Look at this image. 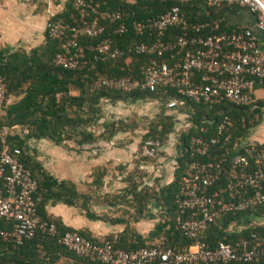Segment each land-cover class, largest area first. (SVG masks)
Returning <instances> with one entry per match:
<instances>
[{
  "label": "built area",
  "instance_id": "built-area-1",
  "mask_svg": "<svg viewBox=\"0 0 264 264\" xmlns=\"http://www.w3.org/2000/svg\"><path fill=\"white\" fill-rule=\"evenodd\" d=\"M159 1H172L177 5L158 18L134 24L137 33L145 36L144 40L131 45V51L152 56L142 67V77L101 78L95 88L108 87L124 93L174 88L183 98L169 102V109L175 113L179 112L177 107L185 104L184 99L208 106L210 111H216V107L223 103L236 107L257 103L252 92L264 84V51L253 30L225 32L219 31L218 23H191L181 12V5L201 3L209 7H244L257 14L255 29L264 31V0ZM74 6L78 22H48L46 25L48 35L62 42V52L54 59L57 66L77 70L88 67L90 57L100 60L126 55L128 50L104 38L106 26L97 11L98 0H74ZM104 16L114 23L123 19V14L118 11ZM174 27H180L183 34L173 36L171 29ZM126 31L123 23L116 29L117 34ZM88 39H97L99 43L81 44ZM177 51L181 52L179 57L173 55ZM6 94V82L0 75V110L7 100ZM185 117L188 121L185 127L190 128L189 116ZM239 121L233 115L224 114L219 117L215 131L202 127V133L192 136L189 141L175 196L174 220L167 229L173 227L182 233L193 241L191 246L183 250L169 247L168 237L163 234L148 247L127 251L110 243L95 244L76 231L63 233L59 237L60 243L77 256L92 257L102 264H264V234L252 232L246 237L219 240L215 244L204 239L205 232L222 216L249 213V222L240 219L230 226L240 228L230 232L241 233L257 217L253 212L264 207V143L233 136L232 131ZM241 123L245 126V119ZM10 131L4 127L0 133L3 145L0 154V219L15 222L14 230L4 236L21 245L32 239L39 228L55 235L57 227L42 223L37 210L38 183L20 160L21 149L9 145ZM160 147L159 140L148 139L142 145V155L155 158Z\"/></svg>",
  "mask_w": 264,
  "mask_h": 264
},
{
  "label": "trees",
  "instance_id": "trees-1",
  "mask_svg": "<svg viewBox=\"0 0 264 264\" xmlns=\"http://www.w3.org/2000/svg\"><path fill=\"white\" fill-rule=\"evenodd\" d=\"M98 13L101 22L106 26L104 38L113 41L115 46L128 50L126 55L117 59L93 60L91 64L83 69L68 70L57 66L54 62L56 55L62 52V42L45 34V42L31 50H10L0 45V75L4 78L7 86L6 102L0 110V133L4 127L11 131L8 135L9 145L21 149L20 160L31 171L32 176L38 183L36 200L37 210L42 223L55 224L57 233L50 234L47 230L39 228L32 239L25 240L21 245H16L11 237H5V233L14 230L15 222L0 219V264H102L92 257H79L71 250L64 247L59 237L67 231H76L80 235L90 239L98 245L112 244L115 248L127 251L148 247L152 241L165 234L168 237V246L178 250L188 248L193 241L188 240L182 233L173 227L175 214V196L179 190L184 157L188 154L189 141L192 136L202 133L204 127L208 131H215L219 117L224 114L233 115L239 119V123L232 131L233 136H248L252 119L259 113L260 105L255 103L248 107H236L223 103L216 107V111H210L208 106L197 105L191 100H185L184 105L177 107L181 113H186L192 123L182 133H176L175 127L180 121L179 113H165L159 121L143 137L146 140H159L161 147L158 149L157 157L164 156V142L176 139L175 171L174 180L167 185H160L154 190L148 185L139 189V185L133 183L125 189V197L132 196V200L139 203L133 217L135 222L142 219L154 218L151 213L150 204L166 212L165 219L159 222L149 233L150 242L142 235L123 231L117 237L108 236L100 240L92 232L76 230L64 224L63 220L53 217L48 212V207L64 205L68 208H77L89 221H101L111 225H124L122 218L108 219L94 213L90 209L91 195L82 193L77 184L71 180H59L43 164L37 160L34 151L29 146V141L47 140L57 146L68 147L70 143L74 146L71 150L80 152L85 147H94L101 142L111 143L119 133H124L129 128L125 119L108 118L104 111V104L113 105L119 102H138L148 98L165 101L167 106L170 101L181 99L177 89L161 87L155 92L134 91L124 93L108 87L95 88V83L106 77L132 76L142 77V67L152 58L150 55H138L131 51L133 43L144 40L145 35L137 33L134 29L136 22L145 21L150 18H158L170 11L177 3L159 0H98ZM236 7L234 5H222L209 7L205 4L196 3L181 5V12L191 23L210 22L219 24V31L233 32L225 29L221 23L220 8ZM222 10V11H223ZM118 11L123 14V19L114 23L104 15L108 12ZM48 22L70 23L78 22L77 10L74 0H68L64 9L60 12L50 14ZM125 24L127 31L117 34L116 29L120 24ZM240 31V30H238ZM145 33V32H143ZM173 36L183 34L180 27L171 29ZM98 44L97 39L83 40L81 44ZM92 56V53H90ZM181 52L173 55L179 57ZM183 54V53H182ZM164 59H168L165 57ZM12 96L15 100L11 99ZM183 99V98H182ZM245 119V126L241 120ZM214 121L211 123V121ZM17 127V128H14ZM28 131V133H25ZM176 133V134H175ZM0 139V154L2 151ZM142 155V147H141ZM147 162L155 158L144 157ZM100 168L92 174L93 185L104 186L103 176ZM254 216L262 217L264 207L253 212ZM251 214L222 216L204 234L207 242L215 244L219 240L233 241L237 237H246L252 232L264 234V225L256 223L249 224L239 234L229 231L231 224L240 219H250ZM249 222V221H248ZM117 238V239H116ZM230 264H263L257 263H230Z\"/></svg>",
  "mask_w": 264,
  "mask_h": 264
},
{
  "label": "rangeland",
  "instance_id": "rangeland-1",
  "mask_svg": "<svg viewBox=\"0 0 264 264\" xmlns=\"http://www.w3.org/2000/svg\"><path fill=\"white\" fill-rule=\"evenodd\" d=\"M41 1V0H32ZM41 3H44L43 1ZM30 4V2L28 3ZM45 4V3H44ZM47 8V4H45ZM42 37L40 35H33L28 43L41 44ZM45 42V37L43 39ZM42 42V43H43ZM28 44L26 47H30ZM1 45V44H0ZM38 45V46H39ZM2 46V45H1ZM12 100L15 97L12 96ZM104 111L108 118L125 119V122L129 125V128L124 133H119L110 144L101 142L95 145L89 152L93 151L97 154H103L108 150L107 147L116 151V158L106 161H94L91 168V172L87 175L84 174L83 169L74 172L72 168L90 167L91 164L79 163L76 160L70 167V178L78 185L79 190L82 193L91 195L90 209L92 212L100 215L103 218L117 219L122 218L126 222L124 225H111L105 222L89 221L82 215L81 211L77 208H69V216L72 222L79 221L84 225H90L100 240H104L108 236L117 237L127 231L142 235L146 238L147 242L151 240L148 238L149 233L155 228V226L165 219L163 210L154 208L150 204L151 213L155 215L154 218L142 219L139 222H135L133 217L135 216V210L139 206V203L132 200V196L125 197V189L131 186L133 183L139 185V189L148 185L154 190H158L160 185H167L174 180V161L173 154L176 147V135H173L171 139H166L164 142V156L156 157L150 161H143L141 155V147L143 145V137L152 129V127L159 121V118L165 113L170 112L168 110L167 103L160 99L148 98L142 102H119L115 105L111 103L104 104ZM184 121H178L175 127L176 133H182L186 129ZM175 133V134H176ZM51 143V142H50ZM53 144V143H52ZM54 145V144H53ZM74 144L70 143L68 147L61 146L63 151H71L70 148ZM55 148V146H51ZM93 153V152H92ZM93 154H90V157ZM77 159V158H76ZM83 156L80 157V160ZM100 162V164H99ZM100 168L101 173H105L103 176L104 186L98 187L93 185L92 174L96 169ZM73 175V176H72ZM84 175L86 177H84ZM250 219L244 220V222ZM263 219L259 222L262 223ZM264 224V223H263ZM239 227H230V230L237 229ZM240 228L238 229V231ZM116 238V239H117Z\"/></svg>",
  "mask_w": 264,
  "mask_h": 264
},
{
  "label": "crops",
  "instance_id": "crops-1",
  "mask_svg": "<svg viewBox=\"0 0 264 264\" xmlns=\"http://www.w3.org/2000/svg\"><path fill=\"white\" fill-rule=\"evenodd\" d=\"M42 1L47 4V8H45L44 3H41ZM67 1L68 0H41L35 2L32 0H0V44L4 48L12 51L17 49L31 50L38 47V43H28L31 36L35 34L40 35L42 37V44L50 14L62 11ZM29 2L30 4H28ZM222 10L223 8H220L219 11L222 13L221 18L218 20L223 23L226 30L235 32L238 30L252 29L258 44L264 51V31L255 29L257 21L256 13L249 11L247 8L238 6ZM28 44H31V46L26 47ZM252 96L257 103H259L260 108L257 116L252 119L247 137L259 143H264V84L257 86L253 90ZM170 111L175 113L173 110ZM178 113L180 116L179 120L186 123L185 116L187 114L181 112ZM29 146L34 151L37 160L59 180L71 179L68 174H71L69 173L70 167L76 160H78L79 163L91 164L90 167L77 166L76 168H72L74 172L80 171L82 168L84 174L87 175L91 172L92 165L94 163L98 164L94 161H106L108 159L111 160L116 158V151H113L111 147H107L108 150L99 155V153L97 154L94 150L89 152L88 150L92 149V147L89 146L85 147L84 150H81L80 152L71 149V151H63L61 146L53 145L47 140H31L29 141ZM51 146H55V148ZM175 153L176 150L172 155L174 157V166ZM90 154H93V157H90ZM81 156H83L82 160H80ZM85 175L84 177H86ZM68 210L69 208L64 205L48 207L49 214L53 217L61 218L65 225L78 231L86 229L87 231L92 232L95 236L96 232L90 228L89 224L84 225L79 221H76L75 223L72 222L70 220L71 217L69 216L70 211ZM261 219H263V221H261L262 223L259 222ZM253 223L264 225V215L262 217H256Z\"/></svg>",
  "mask_w": 264,
  "mask_h": 264
}]
</instances>
